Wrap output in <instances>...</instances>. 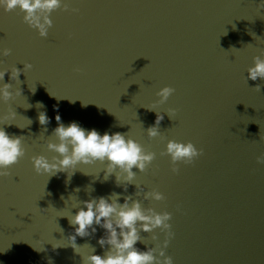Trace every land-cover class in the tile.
<instances>
[{
	"label": "water",
	"instance_id": "water-1",
	"mask_svg": "<svg viewBox=\"0 0 264 264\" xmlns=\"http://www.w3.org/2000/svg\"><path fill=\"white\" fill-rule=\"evenodd\" d=\"M258 4L68 0V10L51 13L46 38L18 8L0 9V50H9L0 57V69L8 70L3 83L21 93L0 102V115L16 113L3 127L21 136L25 148L10 175L0 177V264H83L67 243L74 234L68 216L80 202L113 192L120 203L131 196L171 214L164 251L173 264H264V163L257 162L264 156V79H247L253 57L264 51ZM24 64L31 68L20 72L19 82L11 80V69ZM165 86L174 92L160 103L157 92ZM40 112L49 118L46 125L38 121ZM57 112L65 125L76 121L101 134L129 136L155 158L144 172L133 168L136 178L126 191L115 174L103 180L106 162L80 165L70 179L37 174L31 158L56 155L47 142L55 141ZM157 113L160 135L149 138ZM168 140L191 142L202 155L178 163L174 173ZM135 184L164 199L143 200ZM103 234L97 226L75 243L82 254L94 249L103 255L107 246L97 243ZM139 234L141 251L162 247L166 238L161 229Z\"/></svg>",
	"mask_w": 264,
	"mask_h": 264
},
{
	"label": "clouds",
	"instance_id": "clouds-1",
	"mask_svg": "<svg viewBox=\"0 0 264 264\" xmlns=\"http://www.w3.org/2000/svg\"><path fill=\"white\" fill-rule=\"evenodd\" d=\"M258 7L264 8V0H259ZM17 8L24 13V22L35 29L41 38H46L49 28L52 27L51 13L61 8L68 10V0H0V9L4 12ZM7 55H9L8 49L0 50V57ZM30 68V64H24L23 70L13 67L10 71V79L19 82L20 72ZM7 72L8 70L0 69V102L2 103L12 100L14 95H21L19 89L11 91V85L3 83ZM247 73V79L253 81L257 78L264 79V51L253 57V64L247 69ZM255 89L259 91V85ZM31 90L34 91V88ZM173 92L174 89L171 87H162L157 92L159 102H166ZM147 109L154 110L151 107ZM167 114L171 118V115ZM15 119L16 113L13 110L0 115V177L10 175L8 170L25 155L22 137L9 136L3 127L11 124ZM54 119L57 122L52 135L55 141L49 140L47 149L56 155L51 161L43 155L32 157V165L37 174L52 176L66 173L67 178L70 179L80 165L91 166L97 162L101 164L106 162L103 180L106 181L110 175L115 174L116 185H123L126 191L127 185L133 184L136 178L133 168L144 172L155 158L153 152L145 151L142 145L120 132L105 131L101 134L95 128L85 129L76 121H70L65 125L61 122L58 112ZM162 119L163 116L157 113L155 124L147 129L149 138L160 135L158 126ZM27 121L28 124L31 123L30 120ZM38 121L41 125H46L49 118L46 113L40 112ZM165 152L170 157L174 173L178 171L175 166L178 163L191 164L202 155V150H198L193 143L175 140L167 141ZM257 162L264 163V156L257 157ZM135 185L136 195L143 192V200L164 199L158 191L145 192L141 186ZM119 197V193L113 192L108 197L100 196L82 201L80 203L83 206H74L77 207L76 213L68 216L69 224L74 226V234L69 235L67 243L81 255L83 264H173L172 258L165 255L164 251L172 237L169 223L171 214L157 212L151 207L146 208L142 206L141 200L133 199L131 196H124L123 203H120ZM73 198L69 197L70 200ZM97 226L104 230L97 243L102 249L107 246V251L99 255L95 254L94 249L89 248L87 254H82V247H78L75 243L76 237L94 234ZM156 229H161L166 234L163 246L148 248L145 251L139 250L136 247L137 242L141 240L139 233L141 231L152 233ZM58 246V243L53 244V248Z\"/></svg>",
	"mask_w": 264,
	"mask_h": 264
}]
</instances>
